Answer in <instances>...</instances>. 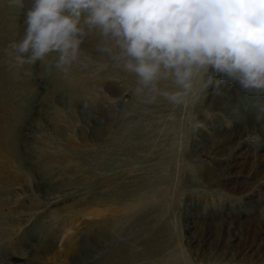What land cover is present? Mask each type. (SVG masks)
Returning a JSON list of instances; mask_svg holds the SVG:
<instances>
[{"label":"rangeland","instance_id":"374dc122","mask_svg":"<svg viewBox=\"0 0 264 264\" xmlns=\"http://www.w3.org/2000/svg\"><path fill=\"white\" fill-rule=\"evenodd\" d=\"M0 2V264H264V97L231 83L182 105L138 96L94 35L98 65L20 68L31 0Z\"/></svg>","mask_w":264,"mask_h":264},{"label":"clouds","instance_id":"9594fccd","mask_svg":"<svg viewBox=\"0 0 264 264\" xmlns=\"http://www.w3.org/2000/svg\"><path fill=\"white\" fill-rule=\"evenodd\" d=\"M24 25L10 48L41 75L98 65L84 46L94 35L96 53L135 74L138 96L182 105L231 83L264 97V0H31Z\"/></svg>","mask_w":264,"mask_h":264},{"label":"bare ground","instance_id":"6f19581e","mask_svg":"<svg viewBox=\"0 0 264 264\" xmlns=\"http://www.w3.org/2000/svg\"><path fill=\"white\" fill-rule=\"evenodd\" d=\"M7 0H5V2H6ZM8 2L9 3H11V0H8ZM2 7H4V8H6V10H7V7H6V5L5 4H3L2 2H0V12H1V10H2ZM8 13V12H7ZM8 14H10V13H8ZM23 18H25V16H23ZM0 23H2V21L0 20ZM4 23V22H3ZM5 24V23H4ZM17 65L20 67V68H22V67H27V63H25L24 65H19L18 63H17ZM24 89H29V87H27V86H25V88ZM5 107H4V105H2V104H0V112L2 113V115L5 113ZM5 116V117H4ZM7 115L6 114H4L3 115V117H2V119L3 120H6L7 119V117H6ZM11 125H12V122L11 121H9L8 120V123H7V128L6 129H4V131L3 132H1L0 133V154H4V155H7V157H8V162L9 163H11L10 162V159H12L13 158V151H12V148H11V140H10V136H11V133H12V131H11ZM257 159H259V160H261L260 159V156H257ZM261 162V161H260ZM257 172V171H256ZM262 173V172H261ZM263 174V173H262ZM256 176V175H255ZM256 178V177H255ZM264 178V177H263ZM0 181H1V179H0ZM257 181H259V180H257ZM261 181V180H260ZM55 193V192H54ZM57 198V196L55 197V199ZM54 199V200H55ZM128 207V209H130V207L129 206H127ZM222 220V219H221ZM250 220V219H249ZM234 221V220H233ZM192 239V238H191ZM150 243L147 245L148 247H147V249L148 250H151V248H152V250L153 249H155L156 248V246H157V244L159 243V238L158 237H155L154 239H152V240H150L149 241ZM31 251H33L32 249H31ZM209 252V251H208Z\"/></svg>","mask_w":264,"mask_h":264}]
</instances>
